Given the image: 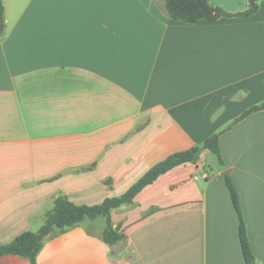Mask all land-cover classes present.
Instances as JSON below:
<instances>
[{
  "label": "crops",
  "instance_id": "crops-1",
  "mask_svg": "<svg viewBox=\"0 0 264 264\" xmlns=\"http://www.w3.org/2000/svg\"><path fill=\"white\" fill-rule=\"evenodd\" d=\"M229 13L249 0H209ZM0 34V243L37 231L58 196L93 205L123 194L168 155L209 150L105 218L45 237L37 264H264V0L249 17L187 23L162 0H3ZM111 183L108 184L107 180ZM0 264H31L4 255Z\"/></svg>",
  "mask_w": 264,
  "mask_h": 264
},
{
  "label": "trees",
  "instance_id": "trees-1",
  "mask_svg": "<svg viewBox=\"0 0 264 264\" xmlns=\"http://www.w3.org/2000/svg\"><path fill=\"white\" fill-rule=\"evenodd\" d=\"M258 1L249 0L248 6L244 11L233 14L220 7L213 6L209 0H162L165 11L171 18L187 23H195L201 19L215 20L222 16L249 17L258 10ZM4 12L3 0H0V34L6 28ZM260 109H264V102L261 105L248 109L242 117ZM204 150L214 153L219 162L224 164L219 145V134L215 133L206 138L201 145H195L186 150L174 152L162 161L154 164L119 196L107 197L101 203L93 205L76 204L65 195L58 196L54 201L53 208L46 213L43 225L37 231H25L8 243H0V257L10 254L19 255L29 259L31 264H37V255L43 246L46 236L55 229L74 226L86 218H105L106 226L102 232V239L108 244H115L122 240L125 235L113 226L111 218L112 210L132 203L135 197L160 175L179 165L199 161ZM224 178L239 218V239L245 264H257L255 255L251 249L239 192L230 175H225ZM107 183L110 184L111 180L108 179Z\"/></svg>",
  "mask_w": 264,
  "mask_h": 264
},
{
  "label": "water",
  "instance_id": "water-1",
  "mask_svg": "<svg viewBox=\"0 0 264 264\" xmlns=\"http://www.w3.org/2000/svg\"><path fill=\"white\" fill-rule=\"evenodd\" d=\"M228 173V171H225L224 173H223V175H226Z\"/></svg>",
  "mask_w": 264,
  "mask_h": 264
}]
</instances>
